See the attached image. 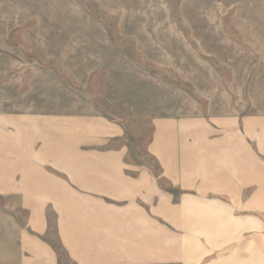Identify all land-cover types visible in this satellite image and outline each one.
Segmentation results:
<instances>
[{"label":"rangeland","instance_id":"374dc122","mask_svg":"<svg viewBox=\"0 0 264 264\" xmlns=\"http://www.w3.org/2000/svg\"><path fill=\"white\" fill-rule=\"evenodd\" d=\"M257 115L264 0H0V264L69 261L34 231L62 189L42 178L114 173L176 204L194 170L240 173Z\"/></svg>","mask_w":264,"mask_h":264},{"label":"crops","instance_id":"0c3cea01","mask_svg":"<svg viewBox=\"0 0 264 264\" xmlns=\"http://www.w3.org/2000/svg\"><path fill=\"white\" fill-rule=\"evenodd\" d=\"M241 126L240 173L233 162L194 170L192 181L181 179L194 193L176 204L151 184L114 173L42 178L62 186L49 191L35 221L36 234L50 240L42 253L68 256L66 264L105 257L110 264H264V117L243 118ZM234 191L241 192L237 206L247 208L241 214H234ZM248 207L257 230L249 229Z\"/></svg>","mask_w":264,"mask_h":264}]
</instances>
